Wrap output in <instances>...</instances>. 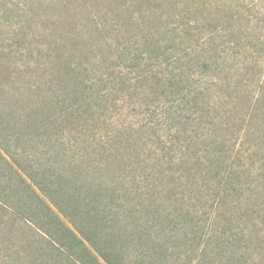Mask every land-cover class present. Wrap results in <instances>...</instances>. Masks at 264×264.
<instances>
[{
    "label": "rangeland",
    "instance_id": "1",
    "mask_svg": "<svg viewBox=\"0 0 264 264\" xmlns=\"http://www.w3.org/2000/svg\"><path fill=\"white\" fill-rule=\"evenodd\" d=\"M182 72L203 81V116L178 117L158 98ZM47 171L69 183L66 194L153 191L187 231L200 204L212 233L228 238L207 264H264V0H0V264H69L48 254L49 236L25 213L36 204L27 186L42 196L32 179ZM179 233L157 224L142 245L122 241L123 263L146 260L153 245L178 264L188 249Z\"/></svg>",
    "mask_w": 264,
    "mask_h": 264
},
{
    "label": "trees",
    "instance_id": "2",
    "mask_svg": "<svg viewBox=\"0 0 264 264\" xmlns=\"http://www.w3.org/2000/svg\"><path fill=\"white\" fill-rule=\"evenodd\" d=\"M203 42L204 46L208 45L207 48L201 50L203 53L214 52L210 41L203 40ZM154 54V57H148L149 61L156 60L161 56L157 55V53ZM187 55H189L188 52H185V59ZM194 59L188 58L185 60L188 67L197 69L202 73L208 69L207 61H194ZM169 61L171 59H166V66L170 64L167 63ZM118 66L116 63L108 66V79H115L116 71L120 70ZM133 66H135L134 63ZM147 66H150V64ZM131 68L133 70L131 64L126 67L128 70ZM135 80H137L134 81L135 84L143 82L142 77H137ZM193 81L190 80L189 76L185 75V72L177 76L171 75L167 80L168 89L166 90V94L158 97L168 99V103L177 108L176 114L178 117L181 114L179 112L183 111L200 113L201 116L204 115L201 97L204 87L201 88L199 85L203 81ZM128 82L130 80L126 81V83ZM158 86L159 83L156 85L152 84L149 87V101H151L152 97L155 98L154 95L156 87L159 88ZM114 90L115 94L121 91ZM167 110L161 112L162 116L160 117L163 120L164 116L172 114ZM111 140H115V138H111ZM215 148L218 152H221L220 147L217 146ZM32 181L43 197L34 189L32 190L27 186L29 198L33 199L36 204L32 208L28 206L24 207L27 208L25 213L31 212L30 215L34 217L36 224H39L38 227L49 236V241H47L49 244L48 254H50L51 250L55 253V257H63L69 264H124L122 261V250H120L122 249V241L132 245L131 240L136 238L141 243L135 245H142L141 235L149 233L153 227H157V224L158 228L160 227L163 231L167 230L170 234L182 232L178 234V237L186 240L188 249L179 250L177 257L178 264H200L202 260L204 264H207L208 254L215 255L214 251L218 250L219 243L216 242L221 240L228 241L227 232L224 228L220 229L219 233H212V222L208 223L209 215L203 218L202 213V217L199 216L201 210L204 209L200 204L193 209L195 212L194 223L192 228L187 231L186 227L183 226V222L179 220V217L177 219L176 211L173 216L162 215L157 206L160 197L156 196L153 191H150V193L145 191L144 194H141L138 189L135 192L132 188L122 186H119L118 189L100 187V189L93 191L89 187L86 189L82 188L86 194L85 196L80 193L81 187L72 186L71 194H66L61 184L68 182L62 180L61 175L58 173L48 171L37 179L33 178ZM146 195L147 197L151 196L148 199L149 203L144 198ZM105 197L108 198V203L104 207H102L103 203L96 204L98 199ZM204 198L203 196L197 197V199ZM212 206L213 203L210 207ZM138 208L144 212L139 213L140 210L137 211ZM142 219H145V223L141 222ZM161 220L164 221L165 225L161 223ZM229 222V220H226L225 224ZM116 229L120 231H116L115 233ZM122 231H125V233H121ZM212 245H214L213 248L211 247ZM221 250L223 249L219 251ZM147 251L148 253L145 255L147 259L142 260L141 257L140 261L135 264H168L169 256L166 251H163V248L151 245L147 246ZM218 254L224 257L223 251ZM218 259L222 258L219 257ZM229 260L227 259L224 264H231ZM127 264H130V262Z\"/></svg>",
    "mask_w": 264,
    "mask_h": 264
}]
</instances>
